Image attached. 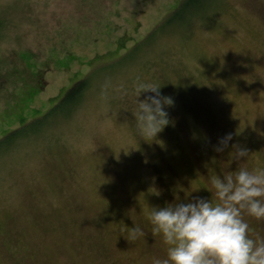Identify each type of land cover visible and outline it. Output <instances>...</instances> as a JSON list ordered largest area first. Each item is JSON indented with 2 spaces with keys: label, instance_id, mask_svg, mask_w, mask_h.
I'll return each mask as SVG.
<instances>
[{
  "label": "rangeland",
  "instance_id": "1",
  "mask_svg": "<svg viewBox=\"0 0 264 264\" xmlns=\"http://www.w3.org/2000/svg\"><path fill=\"white\" fill-rule=\"evenodd\" d=\"M187 7L0 0V264H152L167 246L151 207L210 199L209 179L241 164L264 170V0H211L186 22ZM138 82L173 100L153 140L136 127ZM189 94L217 144L180 108ZM133 225L146 236L129 241Z\"/></svg>",
  "mask_w": 264,
  "mask_h": 264
},
{
  "label": "clouds",
  "instance_id": "2",
  "mask_svg": "<svg viewBox=\"0 0 264 264\" xmlns=\"http://www.w3.org/2000/svg\"><path fill=\"white\" fill-rule=\"evenodd\" d=\"M160 86L138 82L134 86L136 110L133 113L141 137L154 139L169 124L166 106L170 97L161 96ZM152 93L139 99L141 93ZM227 134L217 152L228 147ZM232 159L239 162L249 154L233 145ZM211 198L193 197L187 202L151 207L149 222L153 237H161L164 257L152 264H264V235L250 227L245 217L264 221V170L237 167L209 179ZM139 225L129 228V241L144 238Z\"/></svg>",
  "mask_w": 264,
  "mask_h": 264
},
{
  "label": "trees",
  "instance_id": "3",
  "mask_svg": "<svg viewBox=\"0 0 264 264\" xmlns=\"http://www.w3.org/2000/svg\"><path fill=\"white\" fill-rule=\"evenodd\" d=\"M210 1L211 0H182L183 5L188 4L187 10L185 12L184 21H186V22L189 21L190 17L196 13H200V12L204 13V11L207 8V6L209 5ZM85 80H87V79H84L82 82L77 83V85H75L72 89L68 90L65 94V99H68L69 101L73 100L74 102L76 100H78L80 92L83 89L84 84L86 83ZM180 99L181 98H179L178 100H180ZM197 104H199V103L194 102V104L180 105V108L182 110H184V112L187 114V116L191 117V119L193 118V120L195 121V118H196L197 120H199V122H201L203 124V126L206 127V130L209 133L210 137L212 138V140L214 142L213 144L215 145V143L217 144V142H215L214 131L212 129L213 128L212 122L208 118V115H206L204 110L200 109L198 111L199 106ZM145 151H146V153H147V151L150 152V154L147 155V158L149 159L150 162H152L150 159L153 158L154 154L150 151L149 148H147ZM152 165L154 167V170L156 171L157 165L155 166L154 163ZM156 174L158 175V177H160L159 173H156ZM161 188L164 189L165 193H163V195L165 194V196H166L167 189L164 187V184L162 185Z\"/></svg>",
  "mask_w": 264,
  "mask_h": 264
},
{
  "label": "flooded vegetation",
  "instance_id": "4",
  "mask_svg": "<svg viewBox=\"0 0 264 264\" xmlns=\"http://www.w3.org/2000/svg\"><path fill=\"white\" fill-rule=\"evenodd\" d=\"M194 102L197 103L193 94H189L187 96L183 95L179 100V105H189V104H194Z\"/></svg>",
  "mask_w": 264,
  "mask_h": 264
}]
</instances>
